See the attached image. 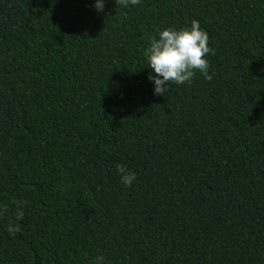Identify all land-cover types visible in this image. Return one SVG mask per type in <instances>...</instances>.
Instances as JSON below:
<instances>
[{
  "label": "trees",
  "instance_id": "1",
  "mask_svg": "<svg viewBox=\"0 0 264 264\" xmlns=\"http://www.w3.org/2000/svg\"><path fill=\"white\" fill-rule=\"evenodd\" d=\"M93 3L0 0V264H264V0ZM192 20L211 79L154 95Z\"/></svg>",
  "mask_w": 264,
  "mask_h": 264
},
{
  "label": "clouds",
  "instance_id": "2",
  "mask_svg": "<svg viewBox=\"0 0 264 264\" xmlns=\"http://www.w3.org/2000/svg\"><path fill=\"white\" fill-rule=\"evenodd\" d=\"M115 3L128 7L135 6L139 0H115ZM105 4L106 0H94L92 7L97 13H103ZM208 41L207 32L200 27L197 20H192L190 27L181 29L166 27L150 36L144 56L147 60V68L151 69L147 78L153 85V94L165 95L170 83L190 84L197 72L210 80L207 57L211 49ZM116 167L120 183L125 187H131L136 180V173L125 165ZM6 211L7 206L0 205V215ZM24 215L25 211L21 203L16 208V221L22 220ZM6 231L9 235H14L20 231V225L9 222ZM91 264H105L104 257H94Z\"/></svg>",
  "mask_w": 264,
  "mask_h": 264
}]
</instances>
